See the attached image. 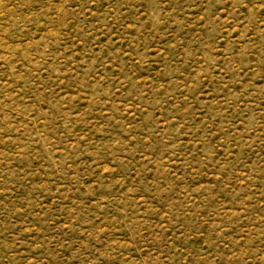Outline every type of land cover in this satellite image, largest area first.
I'll return each instance as SVG.
<instances>
[{"label": "rangeland", "instance_id": "374dc122", "mask_svg": "<svg viewBox=\"0 0 264 264\" xmlns=\"http://www.w3.org/2000/svg\"><path fill=\"white\" fill-rule=\"evenodd\" d=\"M0 264H264V0H0Z\"/></svg>", "mask_w": 264, "mask_h": 264}]
</instances>
